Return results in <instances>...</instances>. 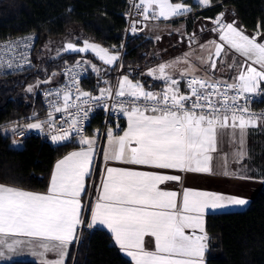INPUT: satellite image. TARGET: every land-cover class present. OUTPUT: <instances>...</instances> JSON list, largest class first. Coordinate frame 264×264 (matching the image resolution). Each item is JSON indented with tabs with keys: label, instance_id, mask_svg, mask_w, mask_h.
<instances>
[{
	"label": "snow or ice",
	"instance_id": "1",
	"mask_svg": "<svg viewBox=\"0 0 264 264\" xmlns=\"http://www.w3.org/2000/svg\"><path fill=\"white\" fill-rule=\"evenodd\" d=\"M199 4L208 6L210 0H199ZM136 7L142 10L140 14L145 19L150 18V9L151 18L164 19L183 16L191 11L185 4L170 3V0H139ZM214 23L218 27L213 31H219V39L223 42L215 44L214 55L220 57L226 44L252 64L241 66L243 70L232 83L193 76L187 81L190 94H182L179 81L166 73L170 65L160 64L158 69L148 72V75L163 79L168 84L162 93L147 91L140 82H133L124 76L115 91L117 99L113 107L118 105L127 119V127L122 135H114L112 130H108L110 150L104 153L105 162L111 160L152 169L215 174L212 154L223 142L227 134L225 130L229 128L233 130L234 138L236 130H239L240 150L234 156L237 161L244 158L246 129L256 127L258 122L264 123V113H254L248 106L251 96L264 94V42H258V37H264V33L257 31L250 37L234 22L223 23L222 14ZM131 30L135 32L136 28ZM14 43L9 42L5 47L10 50ZM67 49L80 52L90 49L109 65L119 59L118 54L87 41L79 49L68 43ZM209 60L211 68L215 69V60L211 56ZM0 66H3L2 57ZM7 66L12 67L11 61ZM93 70L98 71L95 66ZM157 71L158 76L155 75ZM28 91L32 88L29 87ZM77 93L73 100L67 90L55 92L57 99L63 100L62 106L52 102L55 112H67L72 108L76 112L69 113L72 116L69 129H62V134L51 136L53 142L67 140L70 131L80 132V115L83 113V118L87 119L91 110H85L83 105L113 97L111 88L101 89L99 96L79 88ZM82 97L87 99L81 100ZM120 97L127 99L120 100ZM44 124L49 129H55L52 112H49L48 120L29 123L26 127L41 129ZM79 143L87 147L68 153L56 163L45 193L0 185V246L14 247V244L6 243V238H32L39 241L41 256L50 251L56 254L54 261L44 260L42 264H65L69 246L78 239V228L85 223L89 228L100 224L112 233L115 243L132 258L134 264H204L208 246L204 228L206 210L247 203L235 196L185 188L182 205L178 207L177 193L161 190L159 185L180 181L179 175L107 167L97 189L96 202L90 208L91 220L86 222L82 217L85 206L81 197L85 193L86 178L91 175L96 141L81 136ZM222 174L235 176L226 168ZM186 229H191L192 234H187ZM196 230L201 234L196 235ZM146 236L154 238V250L145 248ZM0 255L3 253L0 252Z\"/></svg>",
	"mask_w": 264,
	"mask_h": 264
},
{
	"label": "trees",
	"instance_id": "2",
	"mask_svg": "<svg viewBox=\"0 0 264 264\" xmlns=\"http://www.w3.org/2000/svg\"><path fill=\"white\" fill-rule=\"evenodd\" d=\"M173 1L191 5L195 16L216 17L229 12L247 32L261 30L264 33V0H210L208 6L195 0ZM128 7L129 0H0V40L31 32L39 35L33 55L35 66L16 73H0V183L46 192L55 163L81 146L79 142L52 145L35 135L15 142L11 136L10 129L18 122L44 116L40 90L60 82L64 66L79 57H88L98 71L91 72L83 84L96 91L110 87L115 78L116 64L109 67L91 52L43 55V45L70 39L78 44L93 42L119 53L124 43ZM156 46V41L144 33L130 35L125 42L120 73L147 88L161 87L164 82L145 73L159 60L154 56ZM34 84L36 88L28 91ZM101 125L99 112L88 137L94 134L93 128ZM251 134L256 144L255 160L264 179V131ZM99 174L98 160L93 185ZM91 179L90 176L88 189ZM90 205L91 198L84 216L86 222H89ZM81 232L80 239L70 246L65 264H134L106 228H89L85 223ZM206 232V264H264V180L245 208L208 213ZM3 264L40 263L26 259Z\"/></svg>",
	"mask_w": 264,
	"mask_h": 264
},
{
	"label": "crops",
	"instance_id": "3",
	"mask_svg": "<svg viewBox=\"0 0 264 264\" xmlns=\"http://www.w3.org/2000/svg\"><path fill=\"white\" fill-rule=\"evenodd\" d=\"M196 1V0H195ZM199 3V1H196ZM170 3H183L186 6L191 8V11L186 13L183 16H177V17H171L169 19H164L163 17H158L155 18L156 20L151 21L147 24L145 27V30L141 33H144L145 35L153 38L156 41V50L154 51V56L156 58H159L158 61L152 64V66H149L147 71L145 72L148 74L150 69H158V66L160 64H166L170 65V67L166 68V73L171 76L172 79H175L177 77H182L185 75H191L192 74V69H196V71H201L204 69L205 71H208L210 73L209 79H223V80H228L229 82L234 81V77H231V75L228 74V65L224 64L222 68L217 67L215 69H212L211 66H203L197 68V66L192 65V41L195 42L196 40V34H194V26L197 24H206L204 29L209 30V32L214 36L218 37L220 35L219 31H213V29H216L218 26L214 23V21L218 18L221 17V14H218L216 17H206V16H195V13H192V7L189 4H186L184 2H174L173 0H170ZM149 17H152V10H149ZM193 17V18H192ZM196 17V18H195ZM208 24H207V23ZM223 23H233L234 21H225L223 19ZM236 26V25H235ZM238 29L243 30L244 33L250 37L256 35L257 31L261 32V30H256L253 32H247L245 29H243L240 26H236ZM167 38V39H166ZM166 39V40H165ZM160 41L162 42V45H160ZM88 42V41H87ZM213 40H209V44L212 43ZM258 42H264V37H258ZM72 43L76 45L77 49L84 47V44H78L70 39H67L66 42L62 45L63 51L62 52H80V51H73V50H68L67 49V44ZM91 44H96L93 42H88ZM99 45V44H96ZM225 45V44H224ZM102 48V45H99ZM234 52L237 53L235 49H232L230 46L225 45ZM107 49V48H105ZM187 49V51H186ZM110 53L113 54H118V52L111 51L109 50ZM91 52L93 53L102 63H104L93 51L90 49L87 51H84L82 53H87ZM176 52H179V60H174V54ZM117 61H115L113 64L108 65L109 67H114ZM105 64V63H104ZM252 64L250 61L248 63ZM256 66V65H253ZM258 67V66H256ZM97 69V68H96ZM190 72V73H189ZM189 73V74H186ZM156 76L159 75L158 71L155 74ZM192 75H202L203 74H192ZM218 75H220L222 78H217ZM127 75H122L120 77V80ZM153 79L157 80L155 76H151ZM206 77V76H205ZM226 77V79L224 78ZM128 78L131 79L129 76ZM208 78V77H207ZM158 81L164 82V84L159 87V88H147L144 86L145 90L147 91H152L154 93H162L167 87L168 84L166 83L165 80L159 79ZM37 120L38 119H34ZM32 120V121H34ZM31 122V121H30ZM125 122L126 126L123 130L126 129L127 127V119L125 117ZM260 125V124H259ZM263 125V123H261ZM264 126V125H263ZM249 127L246 129V135L244 136V143H243V151L245 153L244 158L242 160L237 161L234 154L240 150V143H239V130H236V137L234 138L232 136V129H226V135L223 138V142L219 144L217 151L213 153V161H212V167H213V173L215 174H206V173H189V172H179L176 170H162V169H152L148 168L146 166H140V165H130V164H122L116 161H107L105 162L104 160V153L106 150H110V145L108 143V138L106 137L102 145H100L99 141L95 139V154L93 156V162L91 165V174L93 173L96 163L99 160L100 164V174L98 179L96 180L95 184L92 186V194H91V205L90 208L95 204L96 202V197L98 195L97 189L100 188L102 178L105 175V169L107 167H121V168H128L132 170H137V171H156V172H162L165 174H170V175H179L181 177L180 181H167L159 187L161 190L165 191H174L177 193V206L180 207L182 205V195H183V190L185 188L188 189H193V190H198V191H207V192H216L224 195H229V196H235L239 198H243L246 201H249L252 199V197L255 195V193L260 189V187L263 184V177L260 176V169L258 164L256 163V144L255 141L253 140V136L251 134L252 131L256 132H261L263 131L264 127ZM122 132L114 135H122ZM81 147H87L86 145H81L79 148H76L72 151H78ZM70 151V152H72ZM69 152V153H70ZM68 154V153H67ZM66 154V155H67ZM64 155V156H66ZM61 157L59 160L64 158ZM58 160V161H59ZM57 161V162H58ZM56 162V163H57ZM55 163V165H56ZM55 168V166H54ZM225 168L232 173H235V176H225L222 173L224 172ZM54 171V169H53ZM91 176V175H90ZM89 176V177H90ZM89 177L86 178L85 181V193L82 194L81 197V202L82 205L85 206V194L88 189V179ZM240 177H248L247 179H242ZM94 183V182H93ZM0 185H6V186H11L19 189H23L20 187L0 183ZM26 191H31V192H36V193H45L41 191H34V190H27L23 189ZM90 191V190H89ZM85 209L82 211V217L84 218L85 216ZM237 205H227L222 208H217V209H208L205 212L204 215V228L206 232V216L210 212H218V211H227V210H236ZM89 222L91 220V212L89 209V215H88ZM83 226V225H82ZM82 226H80L77 230V235L78 231L82 229ZM95 227H103L106 228L103 225L96 224L94 225ZM107 229V228H106ZM108 230V229H107ZM187 234H192L191 229H186L185 230ZM196 235H200L201 233L199 230H196L195 232ZM207 234V232H206ZM208 237V234H207ZM115 242V241H114ZM6 243L7 244H14V247L12 249H9L7 246H0V252L3 253V255H0V264L14 261V260H34L40 264H42V261L48 260V261H54L57 257L55 252H48L44 256L40 255V252L42 249L39 247V241L34 240L32 238H26V237H10L6 238ZM208 245V241H207ZM71 246V245H70ZM70 246L68 248V251L70 249ZM144 246L147 250H154L155 247V242L154 238L150 236H146L144 239ZM208 248V246H207ZM123 251V250H122ZM206 251L204 253V264H206ZM124 252V251H123ZM126 256V252H124ZM131 258L130 256H128ZM67 259V257H66ZM65 259V261H66ZM132 259V258H131Z\"/></svg>",
	"mask_w": 264,
	"mask_h": 264
},
{
	"label": "built area",
	"instance_id": "4",
	"mask_svg": "<svg viewBox=\"0 0 264 264\" xmlns=\"http://www.w3.org/2000/svg\"><path fill=\"white\" fill-rule=\"evenodd\" d=\"M139 4V0H129V7L126 12V27L124 33V43L121 46V51L119 52V59L116 63V74L113 83L110 87H104L102 89L111 88L113 90V97L107 99L106 101H91L88 105H83L85 110L91 109L88 111L87 119L83 118V113L80 115V132L70 131L69 138L67 140L53 142L51 136L53 134H62V129H69L70 121L72 116L69 113L74 114L76 109H68L67 112H55L54 108L52 107V102L55 101L57 105L62 106L63 100L57 99L55 92L57 90H67L72 95L73 100H75L77 93V88L81 91L89 92L93 96H99L100 90L96 91L92 87L85 86L83 84V80L88 78L91 72H95L93 70V66L96 65L88 58V57H79L75 61L68 63L64 66L62 70L63 78L60 82H56L53 84H49L43 87L40 90V95L43 101L45 114L43 117H36L33 119H38L39 122H44L48 120L49 112L53 114V120L55 122V129H49L47 124H44L41 129H29L26 127L27 124L30 122L23 120L18 122L17 124L12 127L11 136L15 142H21L28 136H40L41 138L45 139L47 142L51 143L52 145H62L71 142H78L81 136L88 137L90 127L92 125L93 119L96 115L101 112L102 115V125L98 129H94V133L96 130L100 132L101 140L99 141L100 145L104 142L105 138L107 137L108 130H112L113 134H118L122 132L124 127V119L125 116L119 111L118 105L114 108L113 105L115 104L116 97L115 91L119 88V81L120 77L122 76L121 68H122V61L123 55L125 50V42L130 35H134L137 33H141L145 30L147 24L151 21H154L155 18L145 19L143 15H141V9L137 8L136 5ZM135 27L136 31L133 32L131 29ZM39 41V35L35 32L26 33L23 35H15L5 39L0 40V57L3 58V66H0V73L1 74H11L20 71H24L35 66V60L33 58L34 51L37 47V43ZM9 42H15L13 47L9 50L5 47ZM11 61L12 67L9 68L7 63ZM71 70V71H69ZM193 76L210 81H224L221 79H209L202 75H187L182 77H177L175 80L179 81V89L182 94H190V90L187 87V81L191 79ZM227 83H232L226 81ZM49 93H52L51 95ZM232 94V93H230ZM60 96H63V91L60 92ZM87 99L86 97H82L81 100ZM120 100L127 99L126 97H120ZM264 100V94H257L251 96L249 98L248 106L250 110L254 113H264V105H261ZM77 103H80L77 101ZM244 103V101H241ZM107 104V107H105ZM261 122H258L257 126ZM119 125V127H117ZM15 129V131H13ZM94 178L91 183V188L89 191L88 198H91L92 194V186H93ZM89 202V200H88ZM89 204V203H88ZM88 204L86 205L85 213L88 209ZM83 227V226H82ZM81 234L79 235V239Z\"/></svg>",
	"mask_w": 264,
	"mask_h": 264
},
{
	"label": "rangeland",
	"instance_id": "5",
	"mask_svg": "<svg viewBox=\"0 0 264 264\" xmlns=\"http://www.w3.org/2000/svg\"><path fill=\"white\" fill-rule=\"evenodd\" d=\"M196 1H199V0H196ZM192 13H193V10H192ZM223 19L225 21H228V22L234 21V24L236 26L241 27V25L238 23V21L235 20V18L232 17V15L229 12L222 13V21H223ZM154 20H156V19H154ZM205 26H206L205 23L204 24L199 23V24L194 26L193 31H194V34H196V40H195V42L192 41V47H191L192 48V55H191L192 56V65L197 66V68L203 67L204 65L210 66L211 61L209 60V56H211V59L215 60L217 67L222 68L224 66V64H227L229 66L227 68L228 74L231 75V77L235 78L239 74V72L243 70V68L241 66L247 67L248 63L250 61L247 60L246 57L242 56L239 52L236 53L233 50H231L230 48H228L227 46H225L226 44L223 47V51L221 53V56L216 57L214 55L215 44H223V42L220 41L219 36L216 37L213 35V33L211 34L209 32V30L204 29ZM209 40H213V42H215V43L210 45ZM65 42H66V40L65 41L64 40L63 41H55L53 43L52 42H46L43 45V47L41 48L43 55L44 54L58 55V54L62 53V51H63L62 45ZM162 42L163 41H160V45H162ZM155 51H157V50H155ZM186 51H187V49H186ZM173 57L174 58H172V59H174L175 61L179 60V52H176ZM199 70L196 71L195 68L192 69V74L201 73L204 76L211 78L209 75L210 73H208V71H205L204 69H202L201 71H199ZM189 73H186V74H189ZM185 76H187V75H185ZM217 78H222V77L220 75H218ZM224 78L226 79V77H224ZM157 80H159V79H157ZM221 80H223V79H221ZM224 81H228V80H224ZM36 86H37V84H34V85H31L30 87L32 88V90H34L36 88ZM36 122H39V120L38 121L34 120V121H31L30 123H36ZM263 125H264V123H263ZM263 125H261V123H260V125H258V126L262 127ZM263 131H264V129H263ZM93 137H95V139L97 141H100L101 140L100 132L98 130H96V132L92 136H90V138H93ZM94 176H95V169H94L93 173L91 174V178H92L91 180L92 181H93ZM92 181L90 183H92ZM89 190H90V188L88 189V195L86 198L87 200L85 201V207L89 203L88 200H90L88 198ZM250 200L247 201V203L244 205H237V208L238 209L245 208L247 206V204L250 202ZM81 233H82L81 230L78 231V235H77L78 238H79V235Z\"/></svg>",
	"mask_w": 264,
	"mask_h": 264
}]
</instances>
